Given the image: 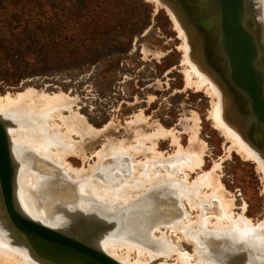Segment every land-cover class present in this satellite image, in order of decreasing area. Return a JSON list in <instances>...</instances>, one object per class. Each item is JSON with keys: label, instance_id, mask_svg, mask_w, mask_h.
<instances>
[{"label": "rangeland", "instance_id": "1", "mask_svg": "<svg viewBox=\"0 0 264 264\" xmlns=\"http://www.w3.org/2000/svg\"><path fill=\"white\" fill-rule=\"evenodd\" d=\"M168 8L152 0H0V96L28 89L67 96L70 109H63V116L76 114L93 130L73 135L83 154L69 155L66 161L77 171L97 169L113 159L143 164L157 156L170 160L181 148L187 154L201 153L203 166L185 171L189 184L211 174L222 184L225 200H233L236 217L261 223L264 175L215 127L211 113L217 99L206 88L187 85L185 39ZM247 117L255 121L246 114L242 121ZM56 123L63 125L58 118ZM117 148L131 154L119 157ZM29 156L36 169L50 172L52 184L71 186L61 166L41 162L34 152ZM164 169L156 166L153 171L165 174ZM210 192L202 189L203 194ZM66 193L72 195L71 190ZM66 195L48 204V212L71 213L79 231L61 233L98 249L95 240L109 231L110 223L75 212ZM161 199L174 202L170 196ZM15 203L19 209L16 198ZM191 213L194 219L197 213ZM13 230L15 242L20 241L23 237ZM173 238L179 242V235ZM179 243L183 252L194 254L191 244ZM165 261L161 257L149 264ZM167 262L175 264L177 257Z\"/></svg>", "mask_w": 264, "mask_h": 264}, {"label": "bare ground", "instance_id": "2", "mask_svg": "<svg viewBox=\"0 0 264 264\" xmlns=\"http://www.w3.org/2000/svg\"><path fill=\"white\" fill-rule=\"evenodd\" d=\"M152 1L169 7L185 39L187 85L206 88L217 99L210 116L215 127L264 175V126L251 117L242 121L241 115H250L249 109L244 95L228 79L231 71L223 44L222 5L218 0ZM242 6L241 23L256 49L253 64L264 75V0H243ZM63 109H70L63 94L28 89L15 96H0V118L8 122L11 155L17 163L14 198L27 218L59 232L76 233L79 228L71 213L47 210L48 204L68 194L67 206L75 212L81 210L110 223L109 231L95 244L120 264H149L161 257L166 259L163 264H169L173 256L177 257L175 264H264V221L255 224L245 215L236 217L233 200H225L222 184L211 174L189 184L185 171L203 166L201 153L187 154L181 148L170 160L157 156L143 164L113 159L112 164L77 171L66 161L69 155L83 154V146L73 135L85 136L93 130L76 114L64 117ZM57 118L63 125L56 123ZM29 152L45 164L61 166L71 186L52 184L50 172L36 169ZM115 153L121 157L129 151L117 148ZM156 166H165V174L154 172ZM202 189L211 192L203 194ZM163 196L174 197L173 204L164 202ZM193 210L197 213L194 219ZM11 225L0 189V264H48L36 261L22 236L15 242L17 233ZM168 233L191 244L194 254L183 252L178 238ZM132 253L136 254L134 261Z\"/></svg>", "mask_w": 264, "mask_h": 264}, {"label": "water", "instance_id": "3", "mask_svg": "<svg viewBox=\"0 0 264 264\" xmlns=\"http://www.w3.org/2000/svg\"><path fill=\"white\" fill-rule=\"evenodd\" d=\"M223 8V44L229 59L231 86L244 95L249 114L264 126V75L254 66L256 49L243 28V0H218ZM15 166L6 124L0 118V187L7 216L41 261L51 264H120L82 240L24 216L14 198Z\"/></svg>", "mask_w": 264, "mask_h": 264}]
</instances>
